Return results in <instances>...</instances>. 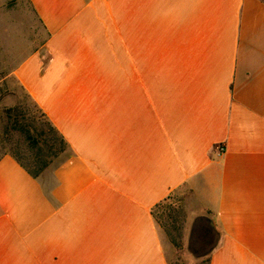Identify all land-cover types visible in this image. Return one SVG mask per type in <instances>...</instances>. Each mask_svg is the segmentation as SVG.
I'll return each instance as SVG.
<instances>
[{"label": "crops", "instance_id": "0c3cea01", "mask_svg": "<svg viewBox=\"0 0 264 264\" xmlns=\"http://www.w3.org/2000/svg\"><path fill=\"white\" fill-rule=\"evenodd\" d=\"M26 1L40 37L0 53L68 149L38 179L0 156V264H169L176 194L184 264L200 218L209 264H264V0Z\"/></svg>", "mask_w": 264, "mask_h": 264}, {"label": "trees", "instance_id": "16d2710c", "mask_svg": "<svg viewBox=\"0 0 264 264\" xmlns=\"http://www.w3.org/2000/svg\"><path fill=\"white\" fill-rule=\"evenodd\" d=\"M26 98L29 96L25 94ZM30 100V99H29ZM38 116L32 114L26 104L17 103L13 107L4 109L6 136L17 135L22 148L10 149L5 154L11 156L33 179L49 168L52 163L61 157L68 149V144L46 115L34 104ZM173 196L165 198L153 208L151 214L158 222L156 211L165 214L166 223L159 225L175 249H180V231L182 225L177 226L182 210L172 201ZM207 218L196 221L193 229L195 242L191 245V252L198 259L196 264H209L210 254L215 249L219 233L210 224ZM197 245V248H193Z\"/></svg>", "mask_w": 264, "mask_h": 264}, {"label": "rangeland", "instance_id": "374dc122", "mask_svg": "<svg viewBox=\"0 0 264 264\" xmlns=\"http://www.w3.org/2000/svg\"><path fill=\"white\" fill-rule=\"evenodd\" d=\"M2 29H12L17 34H23L24 36H21L22 39H15V43L18 45L27 44L25 51L31 49V43L35 42V39L39 38L41 34L39 31V25L31 11V7L28 5L26 0H0V32ZM22 55L17 56L18 59L21 58ZM11 61L12 60L7 56L6 52L0 53V156L8 152L10 149L16 150V147L22 148V144L17 135L6 136L4 133V127L6 123L4 109L13 107L20 102L26 104L32 114L38 116V112L36 108H34V103L26 98L25 93H23V91L10 76L8 69H10L9 65ZM182 198L183 195L176 194L172 199V201L175 202V204L182 210L185 217L183 222V216H180L177 223V226L182 225L180 231V242L182 247L180 249L177 250L174 248L160 226L166 223L165 214H163L161 211H156L158 216L157 223L160 224L158 225L163 231L165 240L167 242L166 255L169 264H184L186 261L185 258L187 251L186 248L183 247V243L185 241L184 229L186 225V213L183 208ZM196 246L197 245L195 244L193 248H197Z\"/></svg>", "mask_w": 264, "mask_h": 264}, {"label": "built area", "instance_id": "2783aa9c", "mask_svg": "<svg viewBox=\"0 0 264 264\" xmlns=\"http://www.w3.org/2000/svg\"><path fill=\"white\" fill-rule=\"evenodd\" d=\"M215 150H216V156H217V157L222 156V155L224 154V152H225V149H224V147H222V146H217V147L215 148Z\"/></svg>", "mask_w": 264, "mask_h": 264}]
</instances>
